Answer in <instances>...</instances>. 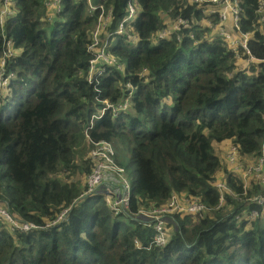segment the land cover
Masks as SVG:
<instances>
[{
  "label": "trees",
  "instance_id": "obj_1",
  "mask_svg": "<svg viewBox=\"0 0 264 264\" xmlns=\"http://www.w3.org/2000/svg\"><path fill=\"white\" fill-rule=\"evenodd\" d=\"M94 1L96 8L63 0L49 21L45 0H0V14L9 11L0 18V57L8 41L14 51L0 95V209L12 219L0 212V264H264V210L252 200L264 183L251 177L248 194L214 146L229 142L226 156L235 147L243 169L264 156V0H237L231 38L201 22L220 20V9L206 3ZM129 4L135 39L116 32ZM102 14H110L104 32L117 62H98L105 70L94 75L90 45ZM106 102L120 112L104 113ZM117 138L131 149L137 174L122 214L102 193L79 200L83 186L71 180L95 167L78 147ZM218 182L228 188L223 194ZM172 195L209 210L166 214L159 245L140 212ZM253 210L259 214L250 219ZM13 220L38 227L15 228Z\"/></svg>",
  "mask_w": 264,
  "mask_h": 264
},
{
  "label": "built area",
  "instance_id": "obj_2",
  "mask_svg": "<svg viewBox=\"0 0 264 264\" xmlns=\"http://www.w3.org/2000/svg\"><path fill=\"white\" fill-rule=\"evenodd\" d=\"M7 1V0H6ZM61 0H50V5L54 6L55 8H59V3ZM192 2H198L200 4H221V8L219 10V16L221 21H226L229 16L232 17L233 21L236 23V26L238 27V13H239V5L237 0H189ZM97 6H94L93 8H96ZM102 9H104L103 6H100ZM6 13H9V11L4 10L0 14L1 22H4L5 20L3 19V15ZM136 13V8L134 5L129 4L128 7V13L126 17L124 18V21L127 23H130L134 19V15ZM110 21V14L107 16H104L102 14L99 18V25L97 26L96 29L93 30V35H92V43L90 45V48L94 52L95 58L91 60V72L94 75H100L103 73L105 68H97V63H106L109 64L110 66L115 65L117 62V59L115 56H113L108 48L107 44L104 43L103 45L101 36L103 32L106 30V25ZM123 21V22H124ZM126 30L125 25L121 23L119 29L116 31L117 33H122ZM221 34L227 38H231L232 35L225 30H221ZM166 35V32L162 35L164 37ZM8 49L4 53L3 56L0 57V95L4 90L7 89L8 87V77H4L2 75V70L3 66L5 64V59L8 58L11 54H13V50L11 48V42H7ZM242 47L246 48L247 45L246 43H243ZM111 108L113 107L114 110H118L120 112L119 107L116 106H110ZM123 108H129V102L126 99L124 104L122 105ZM109 141H100L96 142L94 144V148L91 152V157L95 163V167L92 171V173L87 177L86 179V188L84 192H87V194H94L95 191L97 190L95 187V182H97L100 178L99 170L102 169L105 171L107 168L110 158L107 156L106 151H110L109 148ZM229 158L231 159L232 162L236 163L235 168H239L238 164V157H237V150L235 147H232L229 154ZM102 164H105V167H102ZM255 166H252L247 169L246 173L249 175H254L255 171ZM116 174L113 177V182L117 183L116 187H120V191L122 192V195L119 196V194L115 192H105L100 190V185L102 183H105V181H101L100 184L98 185V192L96 194L102 193L104 195L105 201L107 204L110 206V208L118 214V212H125L129 210L130 207V200H131V194H132V185L131 182H128L126 178V170L121 167L120 165L116 166L115 168ZM259 177H262L264 181V171L262 175ZM264 183V182H262ZM218 189H223L227 186L223 182H218L217 185ZM223 189V190H226ZM228 190V189H227ZM87 197V196H85ZM223 196H221V202H222ZM252 200H254L259 206H261L264 210V195H260L257 197H254ZM209 208L203 205L200 202H192L188 199H183L177 195H172L164 204L151 208L150 210H142L140 212V217L144 219L145 222H147L148 225H153L155 229L157 230V235L155 238V242L159 245H163L166 242L165 239V218L166 214L168 213H175V212H187V213H193L197 214L199 216H202L206 211H208ZM118 211V212H117ZM0 212L3 214H8L4 210L0 209ZM122 212V213H123ZM121 213V214H122ZM259 211L258 210H253L250 213V219H254L258 216ZM11 221L10 215H6ZM61 217V216H60ZM60 217L58 219H60ZM56 221L47 223L46 226L54 225ZM13 226L15 228L23 229V230H30L37 228V225L25 222L23 225L19 224L16 220H13Z\"/></svg>",
  "mask_w": 264,
  "mask_h": 264
},
{
  "label": "rangeland",
  "instance_id": "obj_3",
  "mask_svg": "<svg viewBox=\"0 0 264 264\" xmlns=\"http://www.w3.org/2000/svg\"><path fill=\"white\" fill-rule=\"evenodd\" d=\"M1 3H3V2H1ZM206 7H207L208 10H216V9H220L221 8V4L212 3V4H208ZM9 8L11 10H15L14 6H9ZM219 19H220V16H219ZM43 21H45V22L42 23V27L46 28L47 29V33L49 34L51 27L49 26V23L44 19V17H43ZM167 22H168L169 26H171V27H174L177 24V23L173 22L171 19H167ZM201 22L211 26L214 30H217L219 32V34H220L221 33L220 25H221V23L223 24L224 21L219 20L218 23H215L214 22V17L213 18H207L206 17V18H203L201 20ZM223 26H225V25L223 24ZM125 28H128V29L125 30L124 32L129 33L130 37L135 39L136 37L132 33L133 28L131 27V23H127L125 25ZM226 28L228 30H226L225 28H223V29L228 31L232 35H234L232 30H230L228 28L227 24H226ZM104 36H106L105 43L107 44V48H109V41L108 40L110 39L111 34L103 32L102 37H104ZM126 99H128V98L126 97L123 101H125ZM106 104H107V107L103 109L104 113H105V110L107 108H110V106H112L108 102H106ZM130 108L131 107L128 108L129 111H130ZM114 111L116 113H118V110H114ZM228 143H226V144H224V143H215V145H214L215 146V151H216L217 154L220 155V156L219 155L218 156L220 157L222 164L225 163V166H227L228 169L229 168H232L234 170L236 169L235 171L238 172L239 175L237 173H234V174L237 177H239V178L241 177V179L244 180L247 183V184L244 185V188L248 191V189H250V186H252V187L254 186L251 183V181H253L254 179H252L251 177H253V178L256 177L258 180H261L262 182H264L262 177H259L260 175H262V173L264 171V156H262L261 158L258 157L257 159H252V163H254V161H255V163L257 161L258 162L256 163V166H255L256 169L254 171V175H249V174L246 173V171H247L248 168H250L252 166H249L246 169H243V168H241V166H239V168L237 169V168L234 167V166H236V163L232 162L231 159L229 158V156H226V148H227V144ZM93 147H94L93 143L85 142L82 151H81L80 147H78V151H77L78 157L83 156L82 158H87V159L90 160L89 157H91V152L93 150ZM109 148H110L111 152L108 150V151H106V154L110 158V162H109L107 168L105 169V171H103L102 169L99 170V174L98 175L100 176V178H99V180L97 182H95V185H96L95 188L97 190L95 191L94 194H87V192H84L85 188H86V178H87L86 175H79V174L76 173L74 176H72L71 180L80 181L82 186H83V189H84L83 190L84 193L82 192L81 196L78 198L79 200L82 199V198H85V196H93V195H95L98 192V185L100 184L101 181H105V183H102L100 185V190L105 191V192L112 191V192H115V193L119 194V196L122 195V192L119 190L120 187H116L117 183L113 182V177L116 174L115 168H116V166L119 165L116 162V158H118V160L120 162L124 163L127 166L126 178H127L128 182H131V185H132V180H134V178L136 177L137 174H136V166H135V164L130 163L131 157H132L131 149L126 148V146L122 143V140L119 139V138L115 139L113 142H110L109 143ZM237 157H238V153H237ZM77 160H80V158H78ZM249 163L252 164L251 162H247V164L245 163V166L250 165ZM102 167H105V164H102ZM216 185H217V183H216ZM263 187L264 186L260 187V189L258 190V193L255 194L253 196V198L257 197V196H260V195H264V193H262V192H264V188ZM223 189H226V187L223 188ZM223 189L222 190L219 189L221 194H223L228 188L226 190H223ZM249 192L250 191H248V194H249ZM244 196H247V195H244ZM222 203H224L223 198H222ZM150 209L151 208H145V210H150ZM122 212H118V214H121ZM113 214H116V213L113 211ZM5 215H8V214H5ZM126 221L129 222L128 220H126ZM128 224L132 225V223H130V222Z\"/></svg>",
  "mask_w": 264,
  "mask_h": 264
},
{
  "label": "crops",
  "instance_id": "obj_4",
  "mask_svg": "<svg viewBox=\"0 0 264 264\" xmlns=\"http://www.w3.org/2000/svg\"><path fill=\"white\" fill-rule=\"evenodd\" d=\"M62 1H63V0H61L60 3H59V8H55L54 6L50 5V0H45V2H44V5H45V7H46V15H45V16H46V19H47V20H49V21H55V20H57V15L60 13V11H61L62 8H63ZM87 1L90 3V6H91V7L97 6L96 4H92V3H91V2H95L94 0H87ZM13 13H14V15L16 16V13H17V9H16V8H15V10H13ZM104 16H107V15H104ZM232 20H233L232 17L229 16L228 19H227L226 21L223 22L224 25L227 24V26H228V28H229L230 30H232V25H233V23H234V21H232ZM222 26H223V25H222ZM220 29H221V30H224L223 28H220ZM233 36L238 37V34H235V35H233ZM18 53H19V51H18ZM231 148H232V147L229 148V151H228V153H227V156H228V154H229ZM244 182H245V181H244ZM245 184H247V183L245 182Z\"/></svg>",
  "mask_w": 264,
  "mask_h": 264
}]
</instances>
